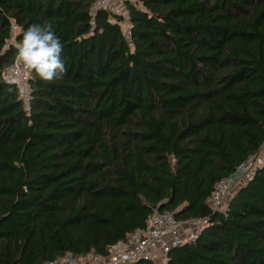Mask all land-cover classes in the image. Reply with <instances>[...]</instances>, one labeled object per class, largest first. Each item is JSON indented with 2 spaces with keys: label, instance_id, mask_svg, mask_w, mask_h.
<instances>
[{
  "label": "trees",
  "instance_id": "obj_1",
  "mask_svg": "<svg viewBox=\"0 0 264 264\" xmlns=\"http://www.w3.org/2000/svg\"><path fill=\"white\" fill-rule=\"evenodd\" d=\"M95 2L0 0V264L107 255L154 211L207 217L166 264H264V164L208 202L264 140V0ZM33 23L67 72L25 103L3 71Z\"/></svg>",
  "mask_w": 264,
  "mask_h": 264
},
{
  "label": "built area",
  "instance_id": "obj_2",
  "mask_svg": "<svg viewBox=\"0 0 264 264\" xmlns=\"http://www.w3.org/2000/svg\"><path fill=\"white\" fill-rule=\"evenodd\" d=\"M124 2L125 0H96L92 11L94 13L96 9L101 8L113 14L126 16ZM127 22L126 19L118 20L125 35L130 37ZM16 30L17 26L13 24L12 33L14 34ZM11 41L17 47L18 43L15 42L13 36L8 42ZM30 76V70L26 69L17 59L16 50L13 60L3 71V77L7 81H17L18 96L25 103L29 100ZM263 164L264 140L258 151L250 154L232 174L215 184L208 198L212 209L223 207L232 190L251 180ZM206 222V216L176 220L170 212L154 211L148 216L145 228L136 229L127 239L116 242L107 255H98L91 251L86 255L75 256L68 251L43 264H112L137 259L151 260L154 264H166L169 250L176 245L195 239Z\"/></svg>",
  "mask_w": 264,
  "mask_h": 264
},
{
  "label": "clouds",
  "instance_id": "obj_3",
  "mask_svg": "<svg viewBox=\"0 0 264 264\" xmlns=\"http://www.w3.org/2000/svg\"><path fill=\"white\" fill-rule=\"evenodd\" d=\"M62 52L63 43L49 24H30L17 45V59L44 82L62 79L67 72ZM6 83L11 91L17 81L8 80Z\"/></svg>",
  "mask_w": 264,
  "mask_h": 264
},
{
  "label": "rangeland",
  "instance_id": "obj_4",
  "mask_svg": "<svg viewBox=\"0 0 264 264\" xmlns=\"http://www.w3.org/2000/svg\"><path fill=\"white\" fill-rule=\"evenodd\" d=\"M229 196V195H228ZM228 198V197H227ZM113 264V263H112Z\"/></svg>",
  "mask_w": 264,
  "mask_h": 264
}]
</instances>
